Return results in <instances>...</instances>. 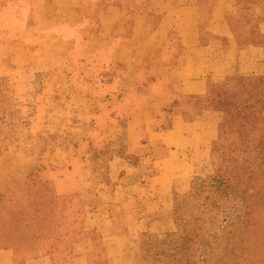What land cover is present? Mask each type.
Returning a JSON list of instances; mask_svg holds the SVG:
<instances>
[{
	"label": "rangeland",
	"instance_id": "rangeland-1",
	"mask_svg": "<svg viewBox=\"0 0 264 264\" xmlns=\"http://www.w3.org/2000/svg\"><path fill=\"white\" fill-rule=\"evenodd\" d=\"M218 1L198 0L194 10V15L200 18L198 26L203 34H208V38L205 37L208 41L216 35L214 29L223 30L218 28L219 24L221 27L226 23L232 35L220 36L217 59L222 56L221 51L231 48L235 41L241 50L260 47L263 56L251 57L246 51L237 53L235 68L260 63L262 72L258 75L233 72L225 81L211 83L209 92L195 100L179 92L177 100H158L161 107L155 110L157 131L168 130L163 128H171L180 121L179 117L191 124L192 118L207 123L214 115L218 135L210 152L199 155L198 164L188 175L187 189H175L171 200L164 204L165 207L167 203L170 205L154 212H147L142 201L129 203L125 200L127 195L123 196L120 191L125 188L133 192L135 183H131V179L158 173L169 149L162 145L154 127H145L140 115L135 117L139 150L129 153L132 144L128 123L132 120V107H104L105 103L113 101L109 98L121 99L130 91V87H122L129 69L118 62L121 38H135L136 48L143 49L141 80L148 87L151 84L149 78L161 61L157 43L145 32L151 25L145 24L144 28L141 24L133 27L129 22L115 25V35L106 47L95 54H87L84 25L93 28V39L105 28L99 19L98 0H88L84 5L76 35L70 29L67 32L63 25L57 26V30L69 39L74 36L72 44L41 39L36 31L39 28L36 3L33 15L26 19L15 15L14 4H6V19L0 18V248L13 249L18 259L50 254L58 261L72 262L75 245L93 239L97 245L95 264H110L103 246V234L91 221L103 220L109 214L123 219L125 206H129L137 214L131 218L133 223L140 225H136L138 232L133 234L130 247L124 250L130 254L128 261L132 264H173L169 246L163 242L169 233L178 229L176 216L179 213L183 215L182 226L186 227V232H200L205 238H209L210 233L217 236L204 261L199 258V251L196 252L201 243V238H197L193 242L195 255L189 264H264V179L260 175L242 184L240 197L242 191L249 189L248 196L239 202L242 207L221 199L222 211L212 209L199 223L193 222V216L199 214V206L204 204L208 194L197 190L198 179L208 180L226 171L228 165L229 141L225 130L229 115L222 110L219 100H264L240 81L264 78V0H230L232 5L227 15L222 13L219 21L212 14L213 5ZM173 28L168 38L164 36L167 45L163 50H166L167 62L176 63L178 28L176 25ZM224 32L227 34V30ZM30 37L34 38V42L29 43L33 52L41 45H53L61 55L41 63L43 61L34 55L29 59H15L5 51L14 41L27 42ZM168 49L174 53L168 54ZM73 54L78 56L72 57ZM86 58L90 59V70L82 63ZM82 70L89 74L85 76ZM99 121L113 123L111 130L100 129ZM199 126L203 128L204 124ZM229 136L233 139L235 134ZM184 154L189 153L181 154L182 158ZM126 166H137L140 170L131 174ZM204 187L208 189L209 186L205 184ZM238 216L243 220L233 221ZM230 218L232 223L225 225Z\"/></svg>",
	"mask_w": 264,
	"mask_h": 264
},
{
	"label": "crops",
	"instance_id": "crops-1",
	"mask_svg": "<svg viewBox=\"0 0 264 264\" xmlns=\"http://www.w3.org/2000/svg\"><path fill=\"white\" fill-rule=\"evenodd\" d=\"M87 1L0 0V18L4 17L3 20L6 19L5 10L8 3L15 5V15L17 17L29 18L33 15L34 3H36L39 11L38 14L36 13V16L39 17V28H36V31L40 33L41 39L45 38L44 40L48 39L53 42H70L72 44L74 36L69 39V36L66 37L65 33L57 30V26L63 25L66 27L67 32L70 29L71 33L76 35L81 26L80 14ZM98 2L99 19L105 28L101 30L99 37L93 39L95 35L92 32L93 28L90 25H84V36L85 40L88 41L86 45L87 54H95L103 50L115 35V25H124L128 22L133 27L141 24L143 28L145 24H150L151 26H148L145 32H148L149 36L157 43L156 50L159 49L160 65L155 69L153 76H150L151 84L148 87L141 80L140 64L144 56L143 49L136 48L135 38H121L117 49L118 62L119 64H126L129 69L127 79L122 80V87L124 86L126 89L130 87V91L124 94L121 99L109 98L108 100L113 101L104 104L105 108L111 105L132 107V120L129 119L128 123L131 128V132L129 130V136L131 137L129 141L132 144L128 148L129 153L135 154L139 150L135 117L140 115L144 119L145 127L152 129L154 127L162 145L169 149L168 154L162 159L163 168L158 173L149 175L147 178L131 179V183H135V186H132L133 192L125 188L120 191L123 196L127 195L125 200L129 203L133 200L142 201L147 212H154L170 205L167 203V206H164L165 202L171 200L175 189L177 191L187 189L188 175L193 171V167L198 164L199 155L204 156L210 152V148L218 135V123L214 120V115L207 123L192 118L194 121L191 124L185 122L184 117H179L180 121L177 122V119H175L177 123L173 124L168 130L157 131L155 129L157 124L155 110L158 106L161 107L160 103L157 104L158 100H177L178 92L195 100L196 97L204 96L209 92L211 83H221L233 72L258 75L262 72L260 63H250L246 65L247 67L244 66L236 70L235 55L246 51L249 52L251 57L261 56L263 49L250 46L246 50H241L237 41H235L231 48L228 49L227 47L226 50L221 51L222 56L217 59V51L220 49V36L232 37V35L226 28V23L221 27L219 24L218 28L223 30L214 29L215 32L213 33L216 35L209 38L210 41L207 40L208 34H203L198 26L200 24L199 16L194 15V10L199 4L198 0H127V2L125 0H98ZM231 5L230 0H219L215 3L212 12L215 19L219 21L222 13L224 16L227 15V10ZM174 25L178 28L177 49L179 53L177 54L176 63L172 60L167 62L168 57L164 53L166 50H163L164 46L167 45L164 36L168 38L172 34ZM224 30H227V34ZM205 37L207 38L205 39ZM33 39V37H30L27 42L14 41L5 51L15 59H29L34 55L37 60L39 58L43 61L41 63H48L44 60L55 59L61 55L60 50H55L56 48L53 45H41L40 49L33 52L29 47L30 41L34 42ZM39 39L37 38V40ZM37 40L36 42H38ZM169 53L174 52L169 50ZM77 56L78 54L72 55V57ZM82 63L84 66L87 65V70H90V66H88L90 63L89 58H86ZM82 71L85 76L89 74V71ZM76 73L78 74L77 71ZM166 104H169V102H166ZM193 109L196 110L194 105ZM97 124L100 129L106 131L111 130L113 123L99 121ZM201 124H204L203 128L199 126ZM183 153L189 154H184L182 158L181 154ZM144 163L153 164L152 161H144ZM126 169L131 174L140 170L137 166H126ZM125 207L127 210L123 215V219L109 214L103 220L99 219L95 222L97 219L95 218L91 221L93 227H97L103 234V246L110 264H132L131 260L128 261L130 254L125 253L124 250L130 247L129 243L134 239L133 234L138 232L136 225H139V222L134 224L131 219L137 215L136 211L129 208V206ZM96 250L97 245L93 239L78 242L75 245L73 260L68 262V260L58 261L50 254H34L24 259H18L13 249L0 248V264H95L97 261Z\"/></svg>",
	"mask_w": 264,
	"mask_h": 264
},
{
	"label": "trees",
	"instance_id": "trees-1",
	"mask_svg": "<svg viewBox=\"0 0 264 264\" xmlns=\"http://www.w3.org/2000/svg\"><path fill=\"white\" fill-rule=\"evenodd\" d=\"M240 81H243L242 84H245L244 86L251 87L252 91L255 90L259 94L258 97H264V78H247ZM218 103L222 105V110L228 112L229 115V121L225 130L227 142L229 141L226 156L228 165L226 171L218 173L208 180L198 179L197 190L208 194L204 199V204L199 206V214L193 216L194 224L199 223L202 216L206 215L208 211L215 208H218V211L221 208L224 209L219 202L221 199L234 202L239 208L242 207L239 202L249 194V189H246L242 191V197H240L242 184H245L244 182L249 179L255 178L256 175H260L264 179V100H233L230 102H220L219 100ZM167 128L170 127H164L163 129ZM233 134H235V137L231 139L229 135ZM241 156H243V159H241ZM256 161H260V163L256 165ZM256 166L258 167L257 169ZM205 184L209 186L208 189L204 187ZM201 185L200 190L198 187ZM217 199L218 201H216ZM176 218L178 229L169 233L168 239H166V242H163L169 246L168 250L171 262L173 264L191 263L190 260L195 255L193 253V242L197 238H201V243L196 252L199 251L201 261L206 260L210 249L217 240L216 234L210 233L208 235L210 237L205 238L200 232H186V227L182 226L183 215L179 213ZM211 219L214 220L215 218L211 217ZM230 220L231 218L225 222V225L231 224ZM234 220H243V218L238 216ZM185 258H188V260Z\"/></svg>",
	"mask_w": 264,
	"mask_h": 264
}]
</instances>
